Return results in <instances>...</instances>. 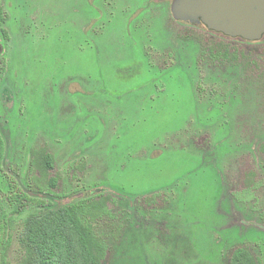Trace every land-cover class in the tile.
I'll list each match as a JSON object with an SVG mask.
<instances>
[{
	"label": "rangeland",
	"instance_id": "374dc122",
	"mask_svg": "<svg viewBox=\"0 0 264 264\" xmlns=\"http://www.w3.org/2000/svg\"><path fill=\"white\" fill-rule=\"evenodd\" d=\"M1 1L0 200L111 195L93 223L104 264H230L238 248L264 264V37L179 22L175 0ZM41 215L0 221V264L37 261Z\"/></svg>",
	"mask_w": 264,
	"mask_h": 264
},
{
	"label": "trees",
	"instance_id": "16d2710c",
	"mask_svg": "<svg viewBox=\"0 0 264 264\" xmlns=\"http://www.w3.org/2000/svg\"><path fill=\"white\" fill-rule=\"evenodd\" d=\"M6 22L5 12L0 0V30ZM6 35V33H4ZM204 52L217 60H237L238 50L226 43L206 44ZM206 50V51H205ZM219 58V59H218ZM221 58V59H220ZM6 147L0 135V162L3 161ZM34 165L41 176L48 180V193L57 187V180L50 177L54 169V159L46 150L35 153ZM114 203L111 195H95L66 203L56 209H47L48 202L33 198L25 192H14L0 200V221H6V215L22 214L29 209L42 213L33 221L29 229V242L37 255L34 264H104L108 253L106 242L96 233L94 220L110 214L109 205ZM4 208H7V212ZM230 264H263L255 259L245 248L233 252Z\"/></svg>",
	"mask_w": 264,
	"mask_h": 264
},
{
	"label": "water",
	"instance_id": "95a60500",
	"mask_svg": "<svg viewBox=\"0 0 264 264\" xmlns=\"http://www.w3.org/2000/svg\"><path fill=\"white\" fill-rule=\"evenodd\" d=\"M172 14L179 22L230 38L259 41L264 37V0H175Z\"/></svg>",
	"mask_w": 264,
	"mask_h": 264
},
{
	"label": "flooded vegetation",
	"instance_id": "af4514ba",
	"mask_svg": "<svg viewBox=\"0 0 264 264\" xmlns=\"http://www.w3.org/2000/svg\"><path fill=\"white\" fill-rule=\"evenodd\" d=\"M215 33V32H214ZM217 34H219V33H217ZM220 35H222V34H220Z\"/></svg>",
	"mask_w": 264,
	"mask_h": 264
}]
</instances>
